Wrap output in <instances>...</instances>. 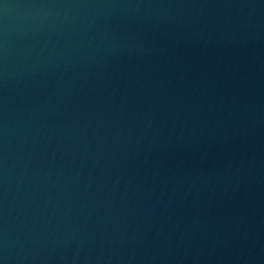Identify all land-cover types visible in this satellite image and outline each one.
I'll return each instance as SVG.
<instances>
[{
	"label": "water",
	"instance_id": "water-1",
	"mask_svg": "<svg viewBox=\"0 0 264 264\" xmlns=\"http://www.w3.org/2000/svg\"><path fill=\"white\" fill-rule=\"evenodd\" d=\"M0 264H264V0H0Z\"/></svg>",
	"mask_w": 264,
	"mask_h": 264
}]
</instances>
